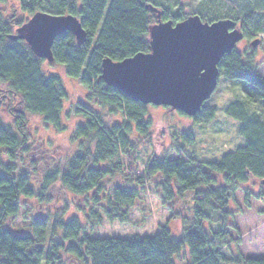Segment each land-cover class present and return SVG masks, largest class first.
I'll return each mask as SVG.
<instances>
[{"label":"trees","instance_id":"16d2710c","mask_svg":"<svg viewBox=\"0 0 264 264\" xmlns=\"http://www.w3.org/2000/svg\"><path fill=\"white\" fill-rule=\"evenodd\" d=\"M13 1L23 17L6 18L0 11V98L12 118L8 124L0 118V264H63L62 254L78 264H264V258L233 256L226 251L225 241L233 229L229 205L243 184L258 180L262 191L255 198L264 203V79L254 70L252 58L234 48L218 64L220 77L244 94L225 107V115L239 123L237 135L244 144L220 162H200L186 153L195 143L189 129L170 133L173 155L163 153L154 145L147 117L151 105L126 98L101 79L104 59L119 62L149 53V29L158 21L151 7L161 13L162 22L173 24L192 16L208 24L228 19L240 24L244 37L250 38L264 34V0H200L190 12L179 1L171 5L168 0ZM37 12L75 16L86 40L78 46L69 32L54 40L50 64L62 67L68 79L77 81L83 92L79 97L84 96L72 104L79 122L70 141L77 149L61 169L47 172L36 189L30 173L19 168L33 140L28 115L64 133L62 117L72 112L71 108L64 111L68 95L59 75L45 74L46 61L34 56L24 41L8 39ZM217 111L216 106L203 105L192 118L175 112L194 124H209ZM144 149L150 154L139 172L137 156ZM118 176L120 183L106 191L103 182ZM55 184L78 198L91 194V203L86 202L99 211L82 212L84 222L56 214L49 236L46 219L32 221L33 234H18L7 227V222L19 217L23 201L46 200ZM147 185L155 189L163 207L177 200L187 205L189 217L182 218L180 236H174L169 227L170 220L177 219L173 215L157 226L152 237L126 240L87 235V229L92 233L103 220L127 225ZM244 193L248 204L250 194Z\"/></svg>","mask_w":264,"mask_h":264},{"label":"rangeland","instance_id":"374dc122","mask_svg":"<svg viewBox=\"0 0 264 264\" xmlns=\"http://www.w3.org/2000/svg\"><path fill=\"white\" fill-rule=\"evenodd\" d=\"M12 1L8 0L5 4L0 3V11L6 18L13 15L14 18L23 17L17 10V2ZM174 1H179L187 12L194 11L200 2V0H168L171 5ZM237 28L242 31L240 24H237ZM243 39H246L245 42ZM243 39L235 48L252 58L254 70L264 79V34L252 35L250 38L246 36ZM254 39L260 40V44L252 48L251 42ZM49 64L48 62L44 64L43 72L46 74L50 71L52 74L59 75L68 95L64 111L68 112L71 108L72 112L70 111L68 118L62 117V124L66 126L64 133L56 132L52 127L44 124L39 117L28 115L33 140L30 153L25 158V162L19 164V168L30 173L32 184L36 189L47 172L61 169L77 149L76 144H72L70 141L73 128L79 122L73 115L72 104L76 100L80 101L84 96L79 97L83 93L81 88L77 81L67 78L62 67ZM0 88L3 87L0 86ZM243 96L239 86L228 83L220 77L217 90L204 104L207 107L216 106L218 109L216 118L209 124H194L171 109L148 106L147 117L151 120V129L155 134L154 145L163 153L172 156L173 154L169 150L168 135L175 131L189 129L194 135L195 143L187 148L186 153L200 162H220L226 154L234 152L244 144V140L237 135L239 123L225 115V107L235 100L243 99ZM0 118L5 124L10 123L12 119L3 104H0ZM120 120L119 117L117 121ZM170 141H172L171 138ZM149 154L150 151L144 149L137 156L136 164L139 172H141ZM121 180L122 177L118 176L115 179L105 180L103 185L108 191L111 187L118 185ZM241 187L242 189L235 193L234 199L229 205V210L233 215L230 220L233 229L229 232V239L228 237L225 239L226 244L228 243L226 251L243 259H261L264 258V214H261L264 211V203L255 198L262 191L261 185L258 180L251 178ZM244 191L250 194L247 200L248 204L245 202L246 193ZM90 196L91 194L84 198L75 197L55 184L44 196L46 200L43 198L42 201L38 199L23 201L24 207L20 211L19 217L14 221L7 222L6 225L15 233L33 234L32 221L46 219V234L49 236V228L56 214L62 213L66 219L79 217L84 222L83 213H87L91 209L95 212L99 211L90 204ZM104 203L101 200L100 204L104 205ZM186 208L187 205L181 200L175 201L170 207H163L155 189L151 185H147L133 205L127 225L109 224L103 220L101 227L95 228L92 233L87 229L86 233L94 237L126 240L152 237L157 234V226L164 224L173 215L177 216V219H171L169 227L174 236L178 237L182 231V218L189 217ZM61 257L63 264H78L66 254H62Z\"/></svg>","mask_w":264,"mask_h":264},{"label":"water","instance_id":"95a60500","mask_svg":"<svg viewBox=\"0 0 264 264\" xmlns=\"http://www.w3.org/2000/svg\"><path fill=\"white\" fill-rule=\"evenodd\" d=\"M150 10L158 21L149 29V53L119 62L104 59L101 79L134 102L168 107L192 118L217 90L218 64L244 34L228 19L208 24L192 16L173 24L162 22L157 9ZM66 32L73 34L78 46L86 40L75 16L37 12L8 39L24 41L34 56L52 63L54 40ZM259 44L255 39L251 47Z\"/></svg>","mask_w":264,"mask_h":264},{"label":"flooded vegetation","instance_id":"af4514ba","mask_svg":"<svg viewBox=\"0 0 264 264\" xmlns=\"http://www.w3.org/2000/svg\"><path fill=\"white\" fill-rule=\"evenodd\" d=\"M246 40V39H245ZM245 40L243 39V41L245 42Z\"/></svg>","mask_w":264,"mask_h":264}]
</instances>
